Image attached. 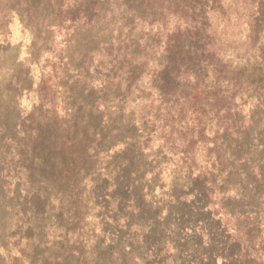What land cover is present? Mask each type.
Returning a JSON list of instances; mask_svg holds the SVG:
<instances>
[{
    "label": "rangeland",
    "instance_id": "rangeland-1",
    "mask_svg": "<svg viewBox=\"0 0 264 264\" xmlns=\"http://www.w3.org/2000/svg\"><path fill=\"white\" fill-rule=\"evenodd\" d=\"M256 7L0 0V264H264V23ZM197 47L257 88L242 102L237 95L229 114L201 120L208 149L217 126L228 127L209 159L202 145L192 156L206 167L203 181L173 153L178 147L165 149L163 124L150 117L164 66L186 64ZM188 109L181 117L192 128ZM217 156L243 174L207 184Z\"/></svg>",
    "mask_w": 264,
    "mask_h": 264
},
{
    "label": "trees",
    "instance_id": "trees-1",
    "mask_svg": "<svg viewBox=\"0 0 264 264\" xmlns=\"http://www.w3.org/2000/svg\"><path fill=\"white\" fill-rule=\"evenodd\" d=\"M256 3L254 17L264 23V0H256ZM249 34L248 38L255 36L254 28L250 29ZM182 56L183 54H180L179 58ZM187 58L189 62L186 64L180 59L179 62L164 66L162 74L166 76V79L164 78L160 82V86L156 90L159 106L154 118L151 114L150 117L153 122L159 118V121L163 124L160 128L165 136L160 138V142L165 146V149L172 152L175 147H178L179 150L173 153L178 155L185 164L194 167L198 180L203 181L206 176V171H204L206 167H197L192 156L198 153L202 145L205 149L202 148L201 152L203 154L205 152L206 158L209 159L213 147L216 148L218 144L217 136L226 134L228 127L225 124L217 126L215 141L212 148L208 149L209 146L205 142L206 128L201 120L208 115L217 117L220 114H229L231 111L236 110L238 107L234 105V102L237 95H239L238 100L242 102L244 96L248 97L250 93L257 92V88L252 85V81L244 76L241 77V71L237 66L220 63L215 59L213 52H207L204 48L197 47L188 54ZM179 87H183V89L178 92ZM174 95L175 99L172 98ZM186 104L189 106L188 113L197 118L195 120L193 118L189 119L194 123L192 128H190L192 125L187 126L186 119L181 117ZM167 123L169 124L167 125ZM167 126L168 128H166ZM233 131L234 129L231 130L232 136L234 135ZM165 138H168V140H165ZM170 140L174 142L171 146L168 144ZM76 150L79 155L81 150ZM223 150L225 151L224 143ZM84 152L86 153V151ZM233 152L235 151L225 152L224 157H232L233 154L231 153ZM211 165L214 166L211 168ZM209 166L208 172L211 173V178L210 180L207 179V184H210V186L213 185L212 180L216 177L220 180V184L225 185L231 176L237 178L243 174L230 168L220 156L213 158ZM207 184L203 183V187L208 197H210L211 191L207 188Z\"/></svg>",
    "mask_w": 264,
    "mask_h": 264
}]
</instances>
